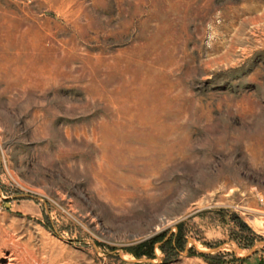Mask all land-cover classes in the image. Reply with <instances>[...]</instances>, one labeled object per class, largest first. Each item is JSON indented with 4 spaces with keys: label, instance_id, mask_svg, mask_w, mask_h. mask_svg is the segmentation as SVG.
<instances>
[{
    "label": "rangeland",
    "instance_id": "1",
    "mask_svg": "<svg viewBox=\"0 0 264 264\" xmlns=\"http://www.w3.org/2000/svg\"><path fill=\"white\" fill-rule=\"evenodd\" d=\"M243 263L264 0H0V264Z\"/></svg>",
    "mask_w": 264,
    "mask_h": 264
},
{
    "label": "crops",
    "instance_id": "2",
    "mask_svg": "<svg viewBox=\"0 0 264 264\" xmlns=\"http://www.w3.org/2000/svg\"><path fill=\"white\" fill-rule=\"evenodd\" d=\"M247 261H249V259L248 260H245L244 262H247ZM243 264H246V263H243Z\"/></svg>",
    "mask_w": 264,
    "mask_h": 264
}]
</instances>
